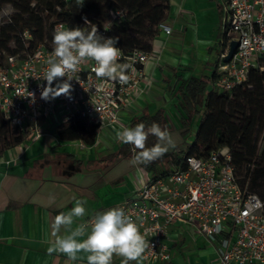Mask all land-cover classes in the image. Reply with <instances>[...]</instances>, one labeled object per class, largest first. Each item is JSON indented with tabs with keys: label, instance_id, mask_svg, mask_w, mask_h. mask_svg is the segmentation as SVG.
Instances as JSON below:
<instances>
[{
	"label": "built area",
	"instance_id": "obj_1",
	"mask_svg": "<svg viewBox=\"0 0 264 264\" xmlns=\"http://www.w3.org/2000/svg\"><path fill=\"white\" fill-rule=\"evenodd\" d=\"M223 6L221 49L207 92L233 93L247 83L251 70L264 75V0H223ZM184 13L179 7L177 18ZM7 16L5 12L4 17ZM85 20L89 21L84 18V23ZM126 20L124 9L112 8L109 21L96 26L100 34L118 37L119 62L131 66L126 73L128 83L124 85L97 78L93 71L95 62L85 59L77 71L70 73L71 97L61 95L44 100L41 92L47 82L43 77L53 45L41 43L31 53L6 56L0 67V113L12 126L25 132V141L47 135L46 126L51 122L56 138L61 140L58 127L81 117L88 125L97 127L93 145L77 142L79 149L89 150L98 145L102 130L130 127L122 120V114L135 107L151 89L154 78L146 68L159 59L153 51L138 48L125 51L115 28ZM85 26L91 28L92 24ZM67 28L66 24L58 23L55 31ZM159 32L170 36L173 32L170 22L161 23ZM25 37H30L29 32H25ZM232 41L238 46L226 62ZM258 148L264 149V124ZM183 165L173 168L165 177L141 180L133 195L116 205L124 207L137 220L145 238L147 247L141 263H170L172 229L184 226L216 248L218 264H264V199L250 192L248 185L240 186L230 150L221 148L206 157L190 155ZM97 212L84 222L90 223ZM122 260L114 254L112 264Z\"/></svg>",
	"mask_w": 264,
	"mask_h": 264
},
{
	"label": "crops",
	"instance_id": "obj_2",
	"mask_svg": "<svg viewBox=\"0 0 264 264\" xmlns=\"http://www.w3.org/2000/svg\"><path fill=\"white\" fill-rule=\"evenodd\" d=\"M200 2L169 0L168 21L173 32L170 36L159 32L152 50L159 60L146 68L154 78L153 85L135 107L122 114V120L133 127L135 118L163 110L176 147L160 158L159 168L171 152L183 147L174 133L182 136L181 89L192 77H204L208 86L221 49L223 0ZM179 7L185 13L177 18ZM51 125L53 122L46 126L47 135L26 140L0 157V264H87L84 253L78 254L82 258L75 262L64 254H48L47 248L54 240L52 218L68 212L75 200L81 199L87 202L86 215L76 223L84 222L97 211L121 204L133 195L141 180L151 178L143 165L130 163L132 146L114 140L115 131L102 130L98 145L81 150L78 141L58 140ZM182 139L187 144L182 149L192 144L186 137ZM115 154L119 156L112 160ZM67 156L81 162L80 171L64 173L71 162ZM171 253L168 264H218L216 248L184 226L172 229Z\"/></svg>",
	"mask_w": 264,
	"mask_h": 264
},
{
	"label": "trees",
	"instance_id": "obj_3",
	"mask_svg": "<svg viewBox=\"0 0 264 264\" xmlns=\"http://www.w3.org/2000/svg\"><path fill=\"white\" fill-rule=\"evenodd\" d=\"M11 5L15 12L6 9ZM112 8L124 9L127 20L115 28L120 44L126 52L135 48L146 52L153 50V41L159 34V25L171 18L169 0H0V67L6 56L31 53L39 44L52 45L53 33L58 23L68 28L84 27V18L92 25L103 26L110 19ZM8 13L4 17V13ZM56 22H50L52 17ZM29 32L30 37H25ZM15 43V48L10 43ZM181 89L184 113L181 119L182 136L186 137L194 120L199 119L195 139L186 149L180 147L165 159V168H159L156 160L143 165L152 180L167 176L173 168L183 165L185 157H206L211 152L228 148L232 155L240 186L248 185L250 192L264 199V149L258 148V138L264 124V75L251 70L247 83L233 93L207 92L204 77H192ZM150 125L153 122L167 128L163 110L153 115L144 114L132 121ZM97 127L88 125L81 117L58 127L62 141L95 142ZM26 134L5 120L0 113V157L8 150L22 144ZM156 143L150 136L147 146ZM130 148V146H128ZM112 155L111 158L118 157ZM64 173L80 171L82 164L72 156Z\"/></svg>",
	"mask_w": 264,
	"mask_h": 264
},
{
	"label": "clouds",
	"instance_id": "obj_4",
	"mask_svg": "<svg viewBox=\"0 0 264 264\" xmlns=\"http://www.w3.org/2000/svg\"><path fill=\"white\" fill-rule=\"evenodd\" d=\"M77 3L82 6L83 0H77ZM85 24L89 25L91 22L85 20ZM118 43V37L100 34L95 25L91 28L76 26L55 31L52 38L53 50L43 77L47 83L41 92V98L49 100L61 95L70 98V73L77 71L81 61L85 59L95 62L93 71L97 78L127 84L129 77L126 73L131 66L119 62L121 50ZM150 136L156 138V143L148 147ZM113 139L132 146L130 163L134 166H146L176 147L170 131L156 122L122 127L115 131ZM86 203L77 199L68 212H60L52 218L50 226L54 240L47 248L48 254H64L69 261L75 262L82 258L78 254L84 253L87 264H112L115 254L123 258L122 264H129L131 261L140 264L147 244L137 220L124 207L116 206L97 212L90 223L77 224L76 221L86 215Z\"/></svg>",
	"mask_w": 264,
	"mask_h": 264
},
{
	"label": "rangeland",
	"instance_id": "obj_5",
	"mask_svg": "<svg viewBox=\"0 0 264 264\" xmlns=\"http://www.w3.org/2000/svg\"><path fill=\"white\" fill-rule=\"evenodd\" d=\"M201 2L200 3H203L202 2V0H200ZM6 7V9L9 11V12H11V13H14L15 12V10H14V8L11 6V5H6L5 6ZM57 21V19H56V17L54 16V17H52L51 18V20H50V22L52 23V22H56ZM220 26H218V28H219ZM223 27H224V23H223ZM10 47L11 48H15V43L14 42H12V43H10ZM199 124V119H196V120H194V122H193V124H192V128H191V131L189 132V134L186 136V141H187V143H193V141H194V138H195V132H196V129H197V125ZM51 127H54L53 125H51ZM176 135H177V138L178 139H180V143H179V145H181V146H183L182 148H184L185 146H187V144L184 142V140L182 139V136H181V134L180 133H178V132H174ZM158 161H161V159H157ZM165 162L162 164V168H165Z\"/></svg>",
	"mask_w": 264,
	"mask_h": 264
},
{
	"label": "water",
	"instance_id": "obj_6",
	"mask_svg": "<svg viewBox=\"0 0 264 264\" xmlns=\"http://www.w3.org/2000/svg\"><path fill=\"white\" fill-rule=\"evenodd\" d=\"M237 46H238V43L236 41H232L231 42L229 53H228V55H227V57L225 59L226 62H228L233 57Z\"/></svg>",
	"mask_w": 264,
	"mask_h": 264
}]
</instances>
